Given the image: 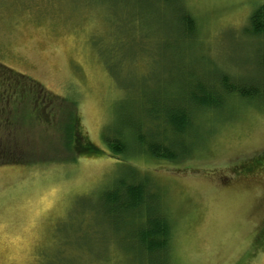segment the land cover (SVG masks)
<instances>
[{
  "label": "rangeland",
  "instance_id": "1",
  "mask_svg": "<svg viewBox=\"0 0 264 264\" xmlns=\"http://www.w3.org/2000/svg\"><path fill=\"white\" fill-rule=\"evenodd\" d=\"M183 3L193 39L172 33L160 4L0 0V64L75 103L82 133L103 151L69 159L59 114L54 123H13L20 150L46 161L0 165V264H151L128 217L111 221L101 202L131 165L159 187L172 219L168 264H264V165L254 164L264 156V101L232 96L201 114L196 150L180 162L115 156L103 138L126 119H147L161 106L148 104L154 96H181L188 74L264 83V37L248 34L264 0Z\"/></svg>",
  "mask_w": 264,
  "mask_h": 264
},
{
  "label": "trees",
  "instance_id": "2",
  "mask_svg": "<svg viewBox=\"0 0 264 264\" xmlns=\"http://www.w3.org/2000/svg\"><path fill=\"white\" fill-rule=\"evenodd\" d=\"M133 1L142 4L141 8L145 4L150 9V5L155 8L158 4L163 5L170 11L171 18L168 21L176 23L172 33L179 38H194L196 22L184 6L183 0ZM148 8L146 9L150 10ZM248 34L256 38L264 37V4L250 16ZM183 80L185 82L180 85L181 96L179 93L176 96L166 93L164 98L167 100H163V95L160 98L154 96L152 101L148 100L151 106L155 105L154 102L161 106L158 105L156 110H148L144 115L147 119L137 122L126 119L122 126L114 129L113 126L108 127L104 131L103 138L115 156L138 160L140 155L147 154L146 156L159 160L184 161L192 156L198 145L194 140V130L201 114L223 109L232 96L264 101V83L236 80L225 73L212 75L211 78L209 75L188 74ZM143 97L146 99V95ZM57 103H61L58 113L54 106ZM76 110L75 103H69L46 90L33 78L29 79L23 73L0 64V127L7 130V136H2L0 141V150L4 147L5 158H8L3 159L0 155V165L32 164L42 160L45 162L41 156L22 152L11 128L17 122L29 124L45 120L47 123L44 124L54 123L57 114L60 117L59 127L64 145L74 153L69 159L100 155L102 149L82 133ZM149 117L153 122L146 123ZM44 137V141L51 138ZM260 157L264 160L261 155L253 161L254 164L264 165V161L260 162ZM130 168L127 175L102 192L103 209L111 221L118 218L122 221L130 220L134 229L132 236L139 243L142 254L149 256L151 264H168L174 238L172 219L160 202L159 187L150 178L140 175L137 168L132 165Z\"/></svg>",
  "mask_w": 264,
  "mask_h": 264
}]
</instances>
